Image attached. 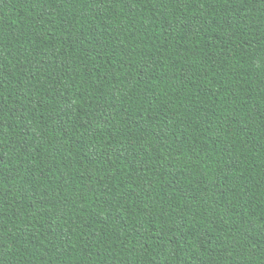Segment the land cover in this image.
<instances>
[{
	"label": "trees",
	"instance_id": "trees-1",
	"mask_svg": "<svg viewBox=\"0 0 264 264\" xmlns=\"http://www.w3.org/2000/svg\"><path fill=\"white\" fill-rule=\"evenodd\" d=\"M0 264H264V0H0Z\"/></svg>",
	"mask_w": 264,
	"mask_h": 264
}]
</instances>
